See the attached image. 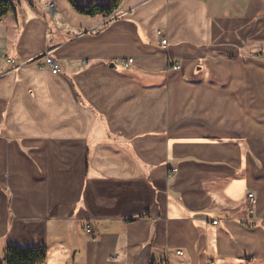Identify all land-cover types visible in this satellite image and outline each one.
Segmentation results:
<instances>
[{"label":"crops","instance_id":"obj_1","mask_svg":"<svg viewBox=\"0 0 264 264\" xmlns=\"http://www.w3.org/2000/svg\"><path fill=\"white\" fill-rule=\"evenodd\" d=\"M9 2L1 264H264V0Z\"/></svg>","mask_w":264,"mask_h":264},{"label":"trees","instance_id":"obj_2","mask_svg":"<svg viewBox=\"0 0 264 264\" xmlns=\"http://www.w3.org/2000/svg\"><path fill=\"white\" fill-rule=\"evenodd\" d=\"M74 10L83 16L93 17L100 15L107 17L116 9L119 0H113L106 5L83 6L68 0ZM14 10L9 0H0V19ZM47 260V249L45 247L33 249H21L17 247H7L5 249V259L3 264H45Z\"/></svg>","mask_w":264,"mask_h":264},{"label":"built area","instance_id":"obj_3","mask_svg":"<svg viewBox=\"0 0 264 264\" xmlns=\"http://www.w3.org/2000/svg\"><path fill=\"white\" fill-rule=\"evenodd\" d=\"M158 36L160 37V44L162 46H166L167 45V40L166 38L164 37L163 33L162 32H158ZM8 62H12L11 60L8 61ZM132 63V59H128L126 60L125 62L123 61L122 62V65L124 67H127L128 65H130ZM41 68H48L50 70V72L52 74H57L59 72V69H58V65L57 63L55 62L54 59H52L51 57L49 56H45L44 58H42V62L40 63L39 65ZM173 69H178V65H173L172 66ZM247 200H248V203L250 206H253L254 202H255V197L252 193H248L247 194ZM216 221H213L211 224L212 225H216ZM86 232L88 234H91V230L89 228L86 229ZM206 264H213L212 262H207Z\"/></svg>","mask_w":264,"mask_h":264},{"label":"rangeland","instance_id":"obj_4","mask_svg":"<svg viewBox=\"0 0 264 264\" xmlns=\"http://www.w3.org/2000/svg\"><path fill=\"white\" fill-rule=\"evenodd\" d=\"M13 4H15L16 1L18 0H11ZM78 4H85V3H93L92 1L90 0H75ZM103 0L100 2L102 3ZM50 11H53L51 5H50ZM248 59H251L253 62H256L258 64H263L264 66V51L262 52H257V51H254L252 52L251 54L248 55ZM264 72V70H263ZM252 74H253V85H254V88H264V85L262 84L261 85V78H260V70L259 69H256V68H253L252 69ZM0 264H1V261H0Z\"/></svg>","mask_w":264,"mask_h":264}]
</instances>
